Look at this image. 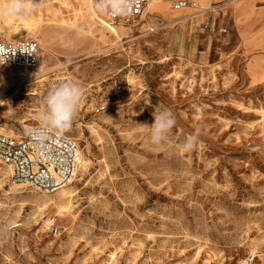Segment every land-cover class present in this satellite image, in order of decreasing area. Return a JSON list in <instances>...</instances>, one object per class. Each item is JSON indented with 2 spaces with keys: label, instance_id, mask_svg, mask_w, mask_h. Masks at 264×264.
I'll return each mask as SVG.
<instances>
[{
  "label": "rangeland",
  "instance_id": "374dc122",
  "mask_svg": "<svg viewBox=\"0 0 264 264\" xmlns=\"http://www.w3.org/2000/svg\"><path fill=\"white\" fill-rule=\"evenodd\" d=\"M174 1L111 23L91 0H42L0 22V41H39L42 65L15 101L0 80V131L39 127L58 82L85 89L62 133L82 150L70 202L0 161V264H264V0ZM155 109L176 120L160 145Z\"/></svg>",
  "mask_w": 264,
  "mask_h": 264
},
{
  "label": "built area",
  "instance_id": "2783aa9c",
  "mask_svg": "<svg viewBox=\"0 0 264 264\" xmlns=\"http://www.w3.org/2000/svg\"><path fill=\"white\" fill-rule=\"evenodd\" d=\"M91 1L95 8L96 0ZM149 3L150 0H136L135 7L126 16L96 11L111 23H130L145 15ZM172 6L174 9L191 7L199 10L197 4L187 0H176ZM25 46L30 53L21 51ZM0 63V66L11 70L42 71L39 41L33 38L0 41ZM38 128H28L20 137L0 131V161L11 168L12 182L38 191L53 192L75 181L82 163V150L74 139L62 133L43 135Z\"/></svg>",
  "mask_w": 264,
  "mask_h": 264
},
{
  "label": "clouds",
  "instance_id": "9594fccd",
  "mask_svg": "<svg viewBox=\"0 0 264 264\" xmlns=\"http://www.w3.org/2000/svg\"><path fill=\"white\" fill-rule=\"evenodd\" d=\"M135 4L136 0H96L95 8L101 14L126 16L131 13ZM43 6L42 0H0V22H23L29 19L38 7ZM21 51L30 53L27 46ZM84 94V87L75 81H61L50 88L40 102L37 115L39 133L47 135L70 130ZM152 115L154 120L149 125L150 142L160 145L167 139L176 120L168 109H155ZM196 147L197 137L192 135L179 145V150L187 153Z\"/></svg>",
  "mask_w": 264,
  "mask_h": 264
},
{
  "label": "bare ground",
  "instance_id": "6f19581e",
  "mask_svg": "<svg viewBox=\"0 0 264 264\" xmlns=\"http://www.w3.org/2000/svg\"><path fill=\"white\" fill-rule=\"evenodd\" d=\"M62 1L64 2L65 0H62ZM155 3H156V0H150L148 10H150ZM244 7L247 8V9L244 8V10H242L244 15L247 14V13H250V11L252 12L253 9H254V6L251 3L248 4L247 6L244 5ZM188 8H191V7H188ZM30 72H34V71L24 70V71H21L20 73L17 74L14 71L9 70V69H8V71H3V70L0 69V80H2L3 83H5L7 85V87H11V85L13 83H15V88L12 89L7 94V95H10L9 98H10L11 101H15V99H19L20 96H22L20 94L22 93L23 89L27 86V84H29L32 80H35L36 78H38L36 76L39 73L36 74L34 72V74H36V76L33 77L34 75L32 73H30ZM5 96L6 95H3L0 98V103L2 102V100L5 99ZM3 175H5V174L3 173ZM70 194H72V191H68V190L63 188V189H61L60 198L70 202L71 201V197H72V195L70 196ZM66 207L68 208L69 206L67 204H63V205L60 206L59 209H60V211H62L63 209H66ZM112 256L114 257L115 253H112Z\"/></svg>",
  "mask_w": 264,
  "mask_h": 264
}]
</instances>
